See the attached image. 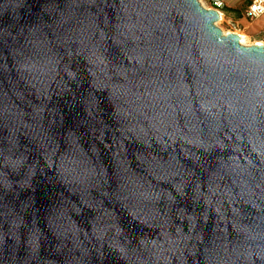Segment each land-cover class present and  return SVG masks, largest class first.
<instances>
[{
  "label": "water",
  "instance_id": "obj_1",
  "mask_svg": "<svg viewBox=\"0 0 264 264\" xmlns=\"http://www.w3.org/2000/svg\"><path fill=\"white\" fill-rule=\"evenodd\" d=\"M200 0H0V264H264V45Z\"/></svg>",
  "mask_w": 264,
  "mask_h": 264
},
{
  "label": "rangeland",
  "instance_id": "obj_2",
  "mask_svg": "<svg viewBox=\"0 0 264 264\" xmlns=\"http://www.w3.org/2000/svg\"><path fill=\"white\" fill-rule=\"evenodd\" d=\"M202 1L205 7L211 6V3L208 0ZM248 1L249 0H241L242 5L238 13L227 12L225 11V9H222V12L224 13V18L220 21L218 26L221 29L223 28L227 31L243 32L247 34V41L250 43V45H252L255 41L264 42V18L248 20L244 17V11L247 7Z\"/></svg>",
  "mask_w": 264,
  "mask_h": 264
},
{
  "label": "built area",
  "instance_id": "obj_3",
  "mask_svg": "<svg viewBox=\"0 0 264 264\" xmlns=\"http://www.w3.org/2000/svg\"><path fill=\"white\" fill-rule=\"evenodd\" d=\"M211 3L209 8L215 9L224 15L222 9L225 7L223 0H208ZM244 17L248 20L264 18V0H251L244 11Z\"/></svg>",
  "mask_w": 264,
  "mask_h": 264
},
{
  "label": "crops",
  "instance_id": "obj_4",
  "mask_svg": "<svg viewBox=\"0 0 264 264\" xmlns=\"http://www.w3.org/2000/svg\"><path fill=\"white\" fill-rule=\"evenodd\" d=\"M225 2V11L227 12H236L238 13L240 8H241V0H224ZM251 2V0H249L247 2V5Z\"/></svg>",
  "mask_w": 264,
  "mask_h": 264
},
{
  "label": "bare ground",
  "instance_id": "obj_5",
  "mask_svg": "<svg viewBox=\"0 0 264 264\" xmlns=\"http://www.w3.org/2000/svg\"><path fill=\"white\" fill-rule=\"evenodd\" d=\"M200 1H201V3H202L203 6H204L203 1H202V0H200ZM204 7H205V6H204ZM207 8H209V7H207ZM223 18H224V15H222V14L220 13V19L218 20L217 25L220 23V21H221ZM222 30H223V32H224L225 34H228V33L231 32V31H227V30H225V29H223V28H222ZM236 33H238V34L240 35V39H241V43H242V44H244V45H250V43L247 41V39H248L247 34H245V33H243V32H236ZM254 44L264 45V42H262V41H255Z\"/></svg>",
  "mask_w": 264,
  "mask_h": 264
}]
</instances>
